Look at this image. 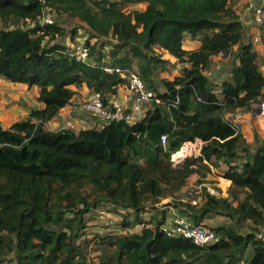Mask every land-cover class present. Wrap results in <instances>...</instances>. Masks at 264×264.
I'll return each instance as SVG.
<instances>
[{
	"label": "trees",
	"instance_id": "trees-1",
	"mask_svg": "<svg viewBox=\"0 0 264 264\" xmlns=\"http://www.w3.org/2000/svg\"><path fill=\"white\" fill-rule=\"evenodd\" d=\"M233 1L46 0L55 14L78 19L90 39H96L86 41L90 62L84 63L69 57L68 49L56 41L66 34L57 19L46 25L37 22L43 9L39 0H0V76L38 86V101L45 105L9 129L0 124V260L11 256L12 264H239L251 246L245 264H264V239L240 232L247 220L264 227V141L256 135L255 145H248L227 119L261 101L264 75ZM140 3H147L145 10H125ZM21 20L26 26L15 22ZM187 35L200 40L198 50L183 48ZM108 38L114 43L105 62L106 44L100 42ZM237 45L231 77L221 84L219 99L204 71L211 57ZM156 50L188 66L173 81H161L160 103L151 104L135 125L112 122L78 133L45 128L75 95L70 86L85 83L108 104L109 96L127 85L124 76L105 68L137 69L147 88L156 91L154 75L168 64ZM163 135L166 146L160 141ZM195 139L206 142L203 157L173 167L171 154ZM251 148L254 152L248 154ZM240 152L247 157L237 164ZM219 161L228 166L223 175L232 183L228 197L208 195L200 208L174 200L183 188L188 191L193 173L205 178L208 164ZM87 187L91 193L83 194ZM169 197V204L183 207V214L190 212L186 218L195 224L215 215L229 218L231 224L215 228L218 241L207 248L167 237L161 231L165 213L151 221L141 214L147 204ZM103 202L132 211V222L124 219L123 228L142 229L103 237L112 253L92 263L77 241L86 228V214Z\"/></svg>",
	"mask_w": 264,
	"mask_h": 264
},
{
	"label": "crops",
	"instance_id": "crops-1",
	"mask_svg": "<svg viewBox=\"0 0 264 264\" xmlns=\"http://www.w3.org/2000/svg\"><path fill=\"white\" fill-rule=\"evenodd\" d=\"M260 3V0H234L232 2V7L236 10L237 14L241 16V20L247 26L246 37L251 38L253 46L255 48L258 65L260 71L264 75V24L260 27L256 26L253 23V8ZM244 5V7H243ZM131 10H140L143 11L147 7V3H140L136 5L129 6ZM241 7V9H239ZM243 7V9H242ZM72 19V18H71ZM74 25L73 27H78V31L72 35V28L66 27L60 24L62 28L66 30V34L63 38L58 37L56 41L63 44L67 49L70 48V45L73 43V38L75 36H81V31L86 30V26L81 23L78 19H74L68 25ZM86 32V31H85ZM87 35V34H86ZM258 39L257 42L254 39ZM109 40V44L106 46H111V43H114L112 38L103 39V41ZM96 39H91L90 43H95ZM105 46V47H106ZM201 46L199 39H191L189 35L185 37L183 42V48L187 51L198 50ZM238 50V45L234 46L232 49L224 51L217 56H213L210 59V64L208 68L204 71V75L210 80V82L215 86L216 93L219 99L222 98L221 93V84L228 80L231 77V72L235 64V60L232 57V52ZM160 55L161 59L168 61V64L165 66L164 70H158L154 75V88L157 86L159 92L164 91V87L161 85L162 80L173 81L176 77L181 75V70L183 67L188 66L179 62V60L171 56L168 52L164 50H156ZM103 53L106 55L105 62H109V56L106 50H103ZM236 64H239V61L236 60ZM136 70V69H135ZM138 72V71H137ZM139 73V72H138ZM160 74V80L156 82V76ZM70 88L75 92L72 100L68 105L59 111V113L49 122L45 124V128L50 131H60L61 129H70L78 133L79 131L91 129V128H102V123L96 119L90 113L85 112L81 105L90 100L93 95V89L89 88L85 83L81 86L72 85ZM40 89L38 86H29L24 83H13L0 76V124L4 129H9L14 123L28 120L31 112L33 110H42L45 105L38 101ZM109 103L111 105H122L125 108L132 109L134 106L133 96L130 94L128 88L121 86L118 88L117 94L109 96ZM150 106H145V111L147 112ZM233 114H227L226 116H232ZM235 122L241 127V133L246 139L248 145H255V137L258 135L260 139L264 141V114L258 109V103L255 102L251 104L250 107H244L236 111V115L233 116ZM254 150L249 149L248 154L253 153ZM246 152L238 153L236 163L240 164L246 160ZM207 163V162H205ZM208 164V163H207ZM210 172L206 174V177H202L198 172L193 173L188 181L189 186L194 183L204 185L216 191L217 197H228V190L231 187L232 183L230 180H227L223 177L224 173L228 170L227 164L223 161H219L217 165L208 164ZM201 182V183H200ZM186 187L183 188L180 192L186 191ZM241 198V197H240ZM179 200L181 203H185V198L174 199ZM165 205L161 208L165 211L167 221L173 217L175 214H181L186 217L190 212H184L183 207H175L173 204H169L172 201V198L163 199L161 203L164 202ZM177 201V203L179 202ZM160 203V204H161ZM234 205L237 202L233 203ZM158 205V204H156ZM199 224L206 225L213 229L219 228L222 226H229L231 221L225 216L215 215L209 218H205ZM240 232L242 234L255 233L257 238H263L259 235L254 229L258 227H263L262 224L256 225L252 221L247 220ZM264 228V227H263ZM264 239V238H263ZM252 254V247L250 246L244 255V259H248ZM244 260V261H245ZM242 261L239 264H245Z\"/></svg>",
	"mask_w": 264,
	"mask_h": 264
},
{
	"label": "built area",
	"instance_id": "built-area-1",
	"mask_svg": "<svg viewBox=\"0 0 264 264\" xmlns=\"http://www.w3.org/2000/svg\"><path fill=\"white\" fill-rule=\"evenodd\" d=\"M43 4L42 13L38 16L37 22L40 25L52 24L55 21V13L50 6L46 4V0H39ZM29 26H34L35 22L26 20ZM253 23L260 27L264 24V0L255 6ZM255 42L258 39H254ZM69 57L79 62H90L89 47L86 40L80 36L73 38V43L67 50ZM108 73H118L126 78L130 94L133 96L134 106L132 109L123 107L122 105L106 104L101 94L94 93L93 97L84 102L81 108L96 117L102 123V127L112 122H125L132 126L143 119L145 116V106L153 103L159 104L160 99L158 93L147 88L140 74L135 70H122L120 68H105ZM258 109L264 114V94L261 101L258 102ZM233 125L236 133L241 132V127L233 118H227ZM163 146L167 144V135L160 138ZM206 142L202 139L185 141L178 150L171 154L170 161L173 167L181 166L189 158H202L203 148ZM217 196L216 191L204 185L194 183L188 187L185 203L190 204L194 208H200L207 201V196ZM161 231L170 238H184L190 240L196 246L207 248L218 241V235L215 230L203 224H195L189 221L181 214H175L165 225L161 227Z\"/></svg>",
	"mask_w": 264,
	"mask_h": 264
},
{
	"label": "rangeland",
	"instance_id": "rangeland-1",
	"mask_svg": "<svg viewBox=\"0 0 264 264\" xmlns=\"http://www.w3.org/2000/svg\"><path fill=\"white\" fill-rule=\"evenodd\" d=\"M244 7V5H243ZM242 7V9H243ZM241 9V7L239 8ZM125 10L132 11L131 8L127 5L125 7ZM55 19H57V22L59 24H62L66 27H73L74 25H68L73 21L74 19H71L65 15L58 16L57 13L55 14ZM17 22V25L20 26H26V23H24L23 20L21 21H15ZM14 23H10L9 25H13ZM1 26V23H0ZM74 29H77V32H79L78 27H73L72 31ZM85 31H81V36L84 40L90 39L89 35ZM109 39V38H108ZM91 40V39H90ZM109 40L101 41L100 44H109ZM103 50H106L107 52L111 50V46L104 47ZM108 54V53H107ZM137 70V69H136ZM160 80V74H157L156 76V82ZM159 91V88L157 86L156 92ZM150 106V105H147ZM91 187H87L83 194H90L91 193ZM179 192L176 194L175 199H181L186 198V193ZM170 198V197H169ZM167 199V198H166ZM168 201L164 202L163 204L158 203V205H155L154 202H151L147 204V207L145 208L144 212L141 214V217L145 221H151L156 218H161L163 216V211L161 208L167 203ZM86 219V228L83 232V236L81 239L77 241L78 244L82 247V252L87 258L88 262L92 263H99L101 260L106 258L108 255H111L112 249L108 246V244L102 243L103 237H110L114 235L119 234H132L140 232L142 229V225H135L130 228H123L121 223L124 219H126L129 222H132L133 214L132 211L128 209H124L119 206L115 205H109L106 202H103L99 204L97 207L92 208L88 214L85 216ZM167 222V219H165ZM245 228L243 224L241 225L240 229ZM256 232L263 236L264 238V228L258 227L255 229ZM0 264H12L11 256L5 257L3 260H0Z\"/></svg>",
	"mask_w": 264,
	"mask_h": 264
},
{
	"label": "water",
	"instance_id": "water-1",
	"mask_svg": "<svg viewBox=\"0 0 264 264\" xmlns=\"http://www.w3.org/2000/svg\"><path fill=\"white\" fill-rule=\"evenodd\" d=\"M255 10V7L253 8V11Z\"/></svg>",
	"mask_w": 264,
	"mask_h": 264
}]
</instances>
